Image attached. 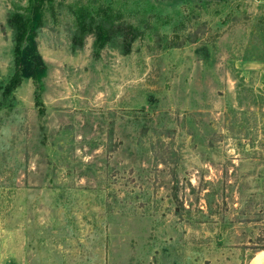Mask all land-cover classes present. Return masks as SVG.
Masks as SVG:
<instances>
[{
  "label": "rangeland",
  "instance_id": "rangeland-1",
  "mask_svg": "<svg viewBox=\"0 0 264 264\" xmlns=\"http://www.w3.org/2000/svg\"><path fill=\"white\" fill-rule=\"evenodd\" d=\"M25 6L0 0V264L263 249L264 0L45 1L43 75L7 92L6 18ZM75 11L106 18L108 38L75 37Z\"/></svg>",
  "mask_w": 264,
  "mask_h": 264
},
{
  "label": "trees",
  "instance_id": "trees-1",
  "mask_svg": "<svg viewBox=\"0 0 264 264\" xmlns=\"http://www.w3.org/2000/svg\"><path fill=\"white\" fill-rule=\"evenodd\" d=\"M45 1L50 0H26V6L23 11L12 10L6 18V24L11 31L13 43L14 66L7 83V92L15 87L22 76H29L34 81H38L39 77L43 75V65L34 49L33 37L35 29L39 26ZM74 15L77 34L75 37L82 33L93 31L95 43L103 38H108L106 31L109 29L110 24L106 26V18H100L101 16L95 15V17H92L81 11H75Z\"/></svg>",
  "mask_w": 264,
  "mask_h": 264
},
{
  "label": "crops",
  "instance_id": "crops-1",
  "mask_svg": "<svg viewBox=\"0 0 264 264\" xmlns=\"http://www.w3.org/2000/svg\"><path fill=\"white\" fill-rule=\"evenodd\" d=\"M245 264H264V248L253 253Z\"/></svg>",
  "mask_w": 264,
  "mask_h": 264
}]
</instances>
